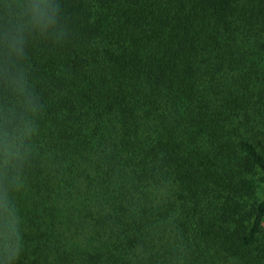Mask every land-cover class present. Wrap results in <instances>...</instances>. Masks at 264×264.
<instances>
[{"label": "trees", "instance_id": "16d2710c", "mask_svg": "<svg viewBox=\"0 0 264 264\" xmlns=\"http://www.w3.org/2000/svg\"><path fill=\"white\" fill-rule=\"evenodd\" d=\"M56 2L20 85L0 19V264H264V0Z\"/></svg>", "mask_w": 264, "mask_h": 264}, {"label": "clouds", "instance_id": "9594fccd", "mask_svg": "<svg viewBox=\"0 0 264 264\" xmlns=\"http://www.w3.org/2000/svg\"><path fill=\"white\" fill-rule=\"evenodd\" d=\"M4 69L9 83L22 84L23 73L16 70L25 54L30 36L59 37L62 26L60 7L56 0H7L3 3Z\"/></svg>", "mask_w": 264, "mask_h": 264}]
</instances>
